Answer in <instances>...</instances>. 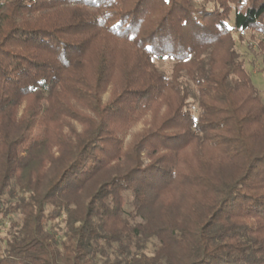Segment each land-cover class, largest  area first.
<instances>
[{
    "label": "trees",
    "instance_id": "trees-1",
    "mask_svg": "<svg viewBox=\"0 0 264 264\" xmlns=\"http://www.w3.org/2000/svg\"><path fill=\"white\" fill-rule=\"evenodd\" d=\"M246 32L264 72V0H0V264H264Z\"/></svg>",
    "mask_w": 264,
    "mask_h": 264
},
{
    "label": "rangeland",
    "instance_id": "rangeland-1",
    "mask_svg": "<svg viewBox=\"0 0 264 264\" xmlns=\"http://www.w3.org/2000/svg\"><path fill=\"white\" fill-rule=\"evenodd\" d=\"M238 38V35H236ZM244 40H238V48L239 52L243 56L247 69L249 73L251 74L252 81L254 86L258 89L262 97H264V72H263V56L259 54V51L256 49V46L253 49L249 47L251 42V32H246L243 34ZM239 39V38H238ZM165 69H170L171 63H162ZM146 126V122H141L137 126H135L131 132L130 135L127 138V141L131 139V137L140 132L144 127ZM80 128V126H78ZM19 219V216H13L11 218H3L0 217V253L5 248V243H3L1 240L2 238L6 237L8 231L11 228V223L15 222ZM152 247V246H151Z\"/></svg>",
    "mask_w": 264,
    "mask_h": 264
}]
</instances>
